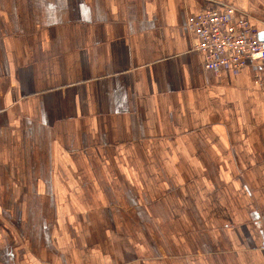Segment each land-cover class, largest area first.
I'll list each match as a JSON object with an SVG mask.
<instances>
[{
  "label": "crops",
  "instance_id": "1",
  "mask_svg": "<svg viewBox=\"0 0 264 264\" xmlns=\"http://www.w3.org/2000/svg\"><path fill=\"white\" fill-rule=\"evenodd\" d=\"M264 0H0V264H264V64L208 71L186 21Z\"/></svg>",
  "mask_w": 264,
  "mask_h": 264
},
{
  "label": "built area",
  "instance_id": "2",
  "mask_svg": "<svg viewBox=\"0 0 264 264\" xmlns=\"http://www.w3.org/2000/svg\"><path fill=\"white\" fill-rule=\"evenodd\" d=\"M192 49L203 56L208 71L264 64V38L247 15L230 5H209L188 16ZM264 89V71L257 76Z\"/></svg>",
  "mask_w": 264,
  "mask_h": 264
},
{
  "label": "water",
  "instance_id": "3",
  "mask_svg": "<svg viewBox=\"0 0 264 264\" xmlns=\"http://www.w3.org/2000/svg\"><path fill=\"white\" fill-rule=\"evenodd\" d=\"M260 37H261V39L264 38V32H261V33H260Z\"/></svg>",
  "mask_w": 264,
  "mask_h": 264
},
{
  "label": "rangeland",
  "instance_id": "4",
  "mask_svg": "<svg viewBox=\"0 0 264 264\" xmlns=\"http://www.w3.org/2000/svg\"><path fill=\"white\" fill-rule=\"evenodd\" d=\"M257 27V26H256Z\"/></svg>",
  "mask_w": 264,
  "mask_h": 264
}]
</instances>
